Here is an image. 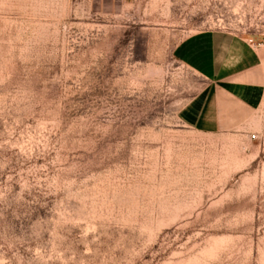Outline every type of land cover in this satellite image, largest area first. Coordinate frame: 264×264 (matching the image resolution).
Masks as SVG:
<instances>
[{
  "label": "rangeland",
  "instance_id": "1",
  "mask_svg": "<svg viewBox=\"0 0 264 264\" xmlns=\"http://www.w3.org/2000/svg\"><path fill=\"white\" fill-rule=\"evenodd\" d=\"M264 0H0V264H264V74L236 126L178 119L173 57Z\"/></svg>",
  "mask_w": 264,
  "mask_h": 264
},
{
  "label": "crops",
  "instance_id": "2",
  "mask_svg": "<svg viewBox=\"0 0 264 264\" xmlns=\"http://www.w3.org/2000/svg\"><path fill=\"white\" fill-rule=\"evenodd\" d=\"M173 57L203 86L178 112L186 127L203 134L226 132L238 124L240 105L259 103L262 60L248 40L221 31L201 32L180 41Z\"/></svg>",
  "mask_w": 264,
  "mask_h": 264
}]
</instances>
